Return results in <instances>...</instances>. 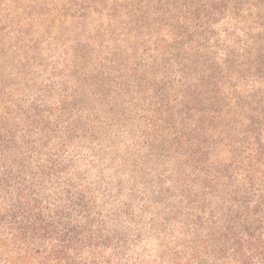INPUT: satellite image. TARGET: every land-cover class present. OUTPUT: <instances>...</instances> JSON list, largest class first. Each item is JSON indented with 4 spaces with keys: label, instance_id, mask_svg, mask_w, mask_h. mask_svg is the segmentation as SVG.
<instances>
[{
    "label": "trees",
    "instance_id": "1",
    "mask_svg": "<svg viewBox=\"0 0 264 264\" xmlns=\"http://www.w3.org/2000/svg\"><path fill=\"white\" fill-rule=\"evenodd\" d=\"M17 3L0 0V264L124 260L138 199L172 237L161 264H264V0H87L108 25L46 84L5 39ZM107 159L146 181L130 203L94 178Z\"/></svg>",
    "mask_w": 264,
    "mask_h": 264
},
{
    "label": "rangeland",
    "instance_id": "2",
    "mask_svg": "<svg viewBox=\"0 0 264 264\" xmlns=\"http://www.w3.org/2000/svg\"><path fill=\"white\" fill-rule=\"evenodd\" d=\"M17 1L13 11L10 6L6 7L5 11L7 16H13L12 23L17 26V30H12L5 39L9 41L11 37H14L11 40L14 57L21 56L26 60L28 68L39 79L40 84H46L49 81L51 71L57 69L60 72L70 64L69 58L74 57L82 46L95 48L98 42L94 43L93 40H96L94 34L97 35L98 26L102 22L108 25L105 22V13L98 12L93 5L88 6L86 10L82 9L87 0ZM11 70L13 72L12 66ZM20 79L24 81V74ZM147 165L149 179L153 180L149 183L158 185L160 181H156V177L165 173L166 167L159 164L155 158ZM133 168L131 166L130 170L120 171L118 162L107 159L105 162L99 160L98 167L92 169L95 179L99 177L101 169L105 171L108 179L106 183L115 191L114 205L130 203L134 191L139 193L146 189L144 187L146 181L142 180L140 173L133 174ZM132 176L135 177L133 181H131ZM119 183L122 185V191H120L122 193L117 188ZM138 200L135 202L136 215L143 219L138 224H133L125 216L122 219L132 227L129 237H134L137 241L129 242L124 249L125 259L118 258L114 264H161V251L165 244L168 245L171 242L170 234L161 237L149 227L150 225H147L152 214L147 213L146 216H142V201Z\"/></svg>",
    "mask_w": 264,
    "mask_h": 264
}]
</instances>
